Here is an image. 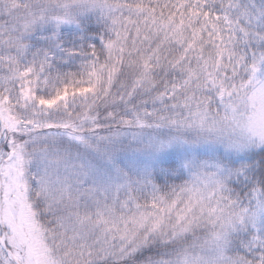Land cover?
<instances>
[{"label":"snow or ice","instance_id":"6c2138e0","mask_svg":"<svg viewBox=\"0 0 264 264\" xmlns=\"http://www.w3.org/2000/svg\"><path fill=\"white\" fill-rule=\"evenodd\" d=\"M0 264H264V0H0Z\"/></svg>","mask_w":264,"mask_h":264}]
</instances>
